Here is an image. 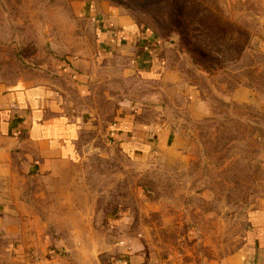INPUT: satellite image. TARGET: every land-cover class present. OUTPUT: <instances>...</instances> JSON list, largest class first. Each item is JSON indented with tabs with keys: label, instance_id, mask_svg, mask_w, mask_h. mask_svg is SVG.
Instances as JSON below:
<instances>
[{
	"label": "rangeland",
	"instance_id": "obj_1",
	"mask_svg": "<svg viewBox=\"0 0 264 264\" xmlns=\"http://www.w3.org/2000/svg\"><path fill=\"white\" fill-rule=\"evenodd\" d=\"M121 17L148 38L153 76L102 46L108 21L125 34ZM25 84L49 85L83 128L73 162L27 178L40 174L17 161L0 180V207L30 204L46 251L73 264L243 251L264 210V0H0V91ZM128 118L149 147L111 139ZM18 256L0 251V264Z\"/></svg>",
	"mask_w": 264,
	"mask_h": 264
},
{
	"label": "crops",
	"instance_id": "obj_2",
	"mask_svg": "<svg viewBox=\"0 0 264 264\" xmlns=\"http://www.w3.org/2000/svg\"><path fill=\"white\" fill-rule=\"evenodd\" d=\"M116 21L124 27L125 34L121 35V30L106 27L109 25L108 21L103 25L105 28L102 30V46L110 48L111 52L120 49L134 53L133 63L136 67L146 76H153L159 68L156 55L149 51V46L145 47V51H139L140 41L143 40L144 44L149 42L146 35L137 36L135 26L124 17ZM83 78V82L91 80L87 74ZM86 86L85 84L82 87ZM53 93V89L44 84H25L0 91V180L7 179L2 174H6L10 165L17 161L25 170L40 174L27 175V178H45L49 175L41 174L55 172L60 165L77 159L78 142L83 128L79 120L65 111ZM144 127L128 118L112 125L109 135L112 140L130 151L144 149L152 144L150 138H153L150 131L144 132ZM22 203L19 206L18 203L11 205L8 202L0 207V212L7 213L4 218H0V225L3 226L0 231L1 238H5V243L11 245L7 247L0 241L1 253H18V257L24 261L23 264H73L70 257L63 258L52 255L51 250L46 251L48 245L54 242L43 240L41 231L36 230L38 227L42 228L37 216L32 214L33 209L29 211L30 204L25 207L26 202ZM253 216L255 217L252 218L243 251L224 260H212L206 264H264V210ZM19 229H24V232ZM30 248L35 249L37 257L31 256L33 251L30 253ZM30 258L34 260H29ZM131 263L140 264L141 261L135 258Z\"/></svg>",
	"mask_w": 264,
	"mask_h": 264
},
{
	"label": "built area",
	"instance_id": "obj_3",
	"mask_svg": "<svg viewBox=\"0 0 264 264\" xmlns=\"http://www.w3.org/2000/svg\"><path fill=\"white\" fill-rule=\"evenodd\" d=\"M122 263H123V264H127V262H126L125 260H124V261H122ZM122 263H121V264H122Z\"/></svg>",
	"mask_w": 264,
	"mask_h": 264
}]
</instances>
